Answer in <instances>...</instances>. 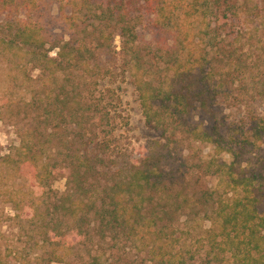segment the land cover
<instances>
[{
  "label": "trees",
  "instance_id": "16d2710c",
  "mask_svg": "<svg viewBox=\"0 0 264 264\" xmlns=\"http://www.w3.org/2000/svg\"><path fill=\"white\" fill-rule=\"evenodd\" d=\"M248 1L0 0V57L24 94L0 98L20 139L0 154V183L15 173L0 194L36 238L29 264H264V154L246 157L264 117L229 125L222 107L264 12ZM119 76L158 135L138 150L118 138ZM199 143L209 158L189 153Z\"/></svg>",
  "mask_w": 264,
  "mask_h": 264
},
{
  "label": "rangeland",
  "instance_id": "374dc122",
  "mask_svg": "<svg viewBox=\"0 0 264 264\" xmlns=\"http://www.w3.org/2000/svg\"><path fill=\"white\" fill-rule=\"evenodd\" d=\"M251 1H248L247 6L253 7L254 11L258 13L260 7H256V0L254 2ZM260 5L262 4L260 3ZM52 12L57 14L55 5L52 6ZM2 18L3 16L0 17V19ZM253 20L248 25L245 37L242 40L243 53L245 55L240 50L234 54L235 59L241 55H244L243 57L246 58V67H243V69L247 71V76L243 84H234L230 98L222 102L229 125L241 123V116L246 112H254L264 117V12L260 16H255ZM236 27L238 28L239 24ZM115 41L119 48L120 40L118 36ZM235 45L238 46L240 44L237 43ZM52 55H55V51L52 52ZM230 68L232 71L235 70L237 72L238 60H234ZM224 69L225 66L221 65L220 72L223 73ZM7 73L8 66H6V63L0 57V98L7 87L9 94L12 91L13 94L20 97L23 96V92H19L18 90L20 82H17V84L16 82H11L12 84L8 83ZM32 73L34 76L37 75V71H33ZM221 73L219 75H222ZM130 81L129 78L123 79L119 76V80L112 84L113 87L120 84L121 88L119 91L123 98L122 109L120 111L121 118L117 124V134L122 147L138 150L147 142L157 138L158 135L155 130L146 126L138 92ZM0 113L2 115L0 116V154L3 155L11 151L14 146H18L20 139L15 125L10 122L11 118L8 112L1 108V101ZM253 150L254 152L250 155L247 154L246 157H253L254 161H261L259 157L264 154V143L261 146L256 145ZM189 153H202L204 157L209 158L213 154V147L210 144L199 143L196 144L194 149L189 150ZM255 153H258V155L255 156ZM221 158L225 161L231 159L228 153L222 154ZM14 174V171L6 174L8 184L12 181ZM7 178L4 182L0 183V189L3 191L7 188V184H3L7 181ZM16 179L18 182L17 188L28 191L30 187L29 183L24 182L22 178H19V175ZM205 181L208 187H215L218 183V178L207 176ZM53 187L60 192L65 191L66 179L60 175L57 176ZM14 215L15 210L12 208L11 203L7 202L5 197H2V194H0V264H29V261L34 260L39 254L40 248L35 245L36 238L29 230L28 223L26 221H23L24 224L19 223L16 219H13ZM206 225H209V223L207 222Z\"/></svg>",
  "mask_w": 264,
  "mask_h": 264
}]
</instances>
